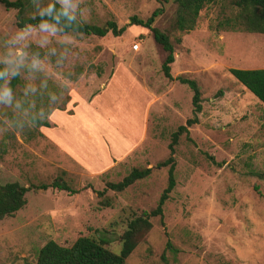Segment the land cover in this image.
I'll list each match as a JSON object with an SVG mask.
<instances>
[{
    "label": "rangeland",
    "instance_id": "obj_1",
    "mask_svg": "<svg viewBox=\"0 0 264 264\" xmlns=\"http://www.w3.org/2000/svg\"><path fill=\"white\" fill-rule=\"evenodd\" d=\"M31 1L29 15L56 2L81 22H113L121 33L20 28L15 10L0 5V184L28 189L59 179L76 192L28 189L25 205L0 219V264H34L47 241L67 247L80 236L119 253L127 222L152 210L166 186L167 166L154 165L167 158L171 133L192 118V91L176 77L196 84L200 111L173 146L174 187L162 216L149 219L125 264H264V106L228 73L264 69V34L222 29L232 14L226 0L206 4L187 31L176 28L171 0ZM155 9L151 26L173 47L171 80L149 29L129 23ZM132 168L151 171L98 195Z\"/></svg>",
    "mask_w": 264,
    "mask_h": 264
},
{
    "label": "trees",
    "instance_id": "obj_2",
    "mask_svg": "<svg viewBox=\"0 0 264 264\" xmlns=\"http://www.w3.org/2000/svg\"><path fill=\"white\" fill-rule=\"evenodd\" d=\"M176 5L175 26L179 31L191 30L195 19L202 8L212 2V0H171ZM232 14L223 19L219 24L224 30L245 31L249 33L264 34V0H226ZM0 5L5 10H15L16 25L22 27H39L51 25L57 28L61 34H72L82 36L103 37L108 32L112 36L121 33L113 22L106 21L102 26L92 25L75 19L65 8L56 2L35 15L32 14L34 7L31 0H0ZM160 14L159 9H155L145 19L135 16L129 18L130 24H135L149 29L153 41L158 44L164 52V58L160 64V71L163 77L171 80L170 64L173 62V47L168 37L155 27H152L154 18ZM180 38H175L174 42L179 43ZM35 58H41L38 48L30 51ZM228 73L239 82L249 93H251L264 106V69H229ZM4 76L0 68V82ZM176 81L185 84L192 91L191 115L192 118L185 120L184 125H180L170 135V142L167 145L168 156L165 160L154 165L156 169L167 166L166 186L161 191L155 207L148 212H141L129 220L122 234L119 237L120 250L118 254L112 253L105 247L106 241L102 238H90L86 236L77 237L71 245L63 247L53 241H47L37 251L34 264H125V259L135 248L136 244L149 231L151 217L162 216V206L168 198V194L174 187L173 178V146L181 133L187 137V127L197 122L196 114L200 111V96L196 84L182 77H176ZM17 82L14 76L7 84V90H12ZM46 125V123H43ZM150 168H132L126 176L117 183H106L103 190L121 192L133 183L144 179L150 174ZM52 187L74 194V190H69L64 182L59 179L50 181L49 184L30 185L28 189L43 191ZM27 188L15 182L0 184V219L11 216L25 205L24 194ZM165 247H169L166 243Z\"/></svg>",
    "mask_w": 264,
    "mask_h": 264
},
{
    "label": "built area",
    "instance_id": "obj_3",
    "mask_svg": "<svg viewBox=\"0 0 264 264\" xmlns=\"http://www.w3.org/2000/svg\"><path fill=\"white\" fill-rule=\"evenodd\" d=\"M132 48H133V49H136V48H137V45H133Z\"/></svg>",
    "mask_w": 264,
    "mask_h": 264
}]
</instances>
